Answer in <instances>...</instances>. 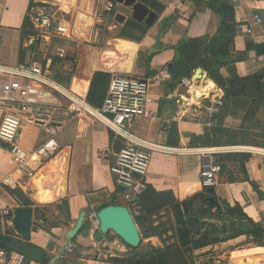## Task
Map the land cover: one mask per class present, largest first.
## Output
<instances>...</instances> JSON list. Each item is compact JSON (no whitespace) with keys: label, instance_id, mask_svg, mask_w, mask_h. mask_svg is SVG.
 <instances>
[{"label":"crops","instance_id":"crops-1","mask_svg":"<svg viewBox=\"0 0 264 264\" xmlns=\"http://www.w3.org/2000/svg\"><path fill=\"white\" fill-rule=\"evenodd\" d=\"M106 1L99 0L100 12L107 11ZM156 1L164 5L165 10L141 38L131 39L118 33H107L102 41L87 36L95 23L101 21L98 13H94L93 0L56 1L67 12L78 6L75 24H72V35L78 32L82 41L75 52V64L65 62L63 66L73 71L70 87L78 94L88 97L95 74L108 73L111 78L103 92L104 102L115 75L149 80L150 97L153 100L150 107L154 116L141 121L140 133L146 139L169 149L167 152L153 153L149 171L141 181L144 186L150 184L159 192H173L180 201L189 199L200 190L201 156L196 148L205 147L202 142L215 137V133L211 131V137L205 138L207 130L222 126L225 132L218 135L222 141L221 146L252 148L247 152L250 154L246 163L249 179L241 172L240 162L234 155L237 152L220 155L221 160L224 159V166L217 185L213 188L216 194L214 198L219 205L223 202L232 206L239 204L257 225L262 226L264 196L254 188L253 183L264 194V105L255 116L245 119L251 101L231 96V77L226 67H202V85L208 88L209 94L218 96L221 102L229 101L230 110L237 114L227 115L220 123L218 118L213 120V116H209L206 110L209 101L201 100V96L195 97L193 86L184 88L179 84L170 92L167 86L172 79L175 48L184 39H202L216 35L223 28V17L196 0ZM64 2L73 8L64 9ZM218 2L221 3V0ZM228 3L235 10V50L245 51L249 42L264 43V0H243L236 4L229 0ZM31 4L32 0H0V64L16 65L33 61L34 56H30V51L23 61L20 59V49L28 48L30 42V38L23 39L22 31ZM122 6L124 8L120 9ZM115 9L116 16L121 14L125 17L124 23L119 22L122 28L127 22L128 12L131 11L133 16V8L118 4ZM256 16H260L262 23L257 22ZM73 25L78 27L76 31ZM223 32H227L226 28ZM235 66L243 76L259 73L264 70V54L251 51L247 60L237 62ZM194 70L190 76L193 85H196ZM103 85L106 84L102 83L101 87ZM173 123L177 125L179 133L177 145L168 142L169 129ZM33 128L37 132L43 131L35 124H26L20 133L19 142L28 151L44 141L32 135L24 137V133ZM234 133L240 136L234 137ZM199 136L202 137L200 142H193ZM57 139L61 146L58 155L46 164L31 161L28 169H17L8 149L0 146V180L10 177L14 181V185L5 186L1 191L0 206L13 210L23 207L21 201H17L11 194V190L31 204L34 214L30 242L45 249L46 259L52 261L57 259V252L65 245L69 239L68 234L85 212H98L105 204L128 206L126 192L117 186L109 170L122 146L120 140L112 138L111 132L103 125L89 119L70 124L57 135ZM30 171L34 173L33 176H28ZM48 191H52L56 198L42 202L40 198ZM194 205L201 210L208 206L202 207L200 199ZM192 207L190 203L188 209ZM187 216L199 218L201 215L189 213L188 210ZM199 220L221 226L216 219L202 217ZM87 221L85 218L81 232L74 238L78 245L77 252L68 258L66 264H89V260L94 257L105 260L113 257L112 254H125L128 251L125 243L112 239L108 234L104 235L102 241H97L95 232L98 227L90 222V228L87 229ZM192 223L194 227L200 225L194 220ZM0 232H13L12 225L0 220ZM141 243L142 246H164L159 237L142 238ZM187 256L191 264H264V245L255 242L251 235H241L188 252ZM27 264L38 263L30 260Z\"/></svg>","mask_w":264,"mask_h":264},{"label":"built area","instance_id":"built-area-1","mask_svg":"<svg viewBox=\"0 0 264 264\" xmlns=\"http://www.w3.org/2000/svg\"><path fill=\"white\" fill-rule=\"evenodd\" d=\"M243 0H233L236 4ZM118 3L107 0L105 9L112 11ZM42 0H32L28 18L38 39L50 42L53 38H71L72 25L59 10ZM256 20L262 23L260 16ZM50 65L30 61L16 65L0 64V141L7 144L17 169H28L31 161L46 164L61 150L57 135L74 122L89 119L103 125L122 146L115 155L109 170L118 187L124 188L129 210L135 219L141 208L136 197L145 188L141 179L148 173L155 152H167L169 148L146 139L140 133L142 120L154 116L150 105L149 80L126 75L113 76L108 94L102 106L92 105L86 96L75 92L70 86L57 81ZM166 73V72H165ZM191 76L180 80L184 88L193 86ZM208 100L206 110L210 117L219 111L218 96H201ZM35 124L48 132V137L35 149L28 151L19 142L24 125ZM201 156V185L214 188L222 172L219 156L235 152H249L246 146H208L196 148ZM28 172V176H33ZM14 185L10 177L0 180V195L5 186ZM14 210L0 206V220L12 225ZM96 210H89L86 219L98 227ZM264 229V222H263ZM74 239H68L57 252V259L43 264H66L77 252ZM111 254V253H110ZM112 256H125L115 254ZM27 258L15 251L0 247V264H27Z\"/></svg>","mask_w":264,"mask_h":264},{"label":"trees","instance_id":"trees-1","mask_svg":"<svg viewBox=\"0 0 264 264\" xmlns=\"http://www.w3.org/2000/svg\"><path fill=\"white\" fill-rule=\"evenodd\" d=\"M206 7L216 11L223 17V30L216 35L209 38L202 39H184L178 47H176V56L173 61L172 79L167 84L169 92L175 89L180 80L185 76H190L193 69L197 67H204L209 69L213 66L228 69L231 77L230 93L233 98H245L251 101V106L245 115V119L255 116L257 111L264 105V70L259 73L243 76L236 68L235 63L247 60L251 51H256L257 54H264V43L249 42L245 51L237 52L235 50L234 38L235 28L237 26L235 21V10L228 1L229 0H211L209 2H202ZM147 6L151 11L155 12L159 17L165 10V6L156 0H137ZM219 4V6L217 5ZM113 9L112 11H114ZM227 32H223L224 30ZM149 29V25L145 22L137 21L130 18L120 29L119 35L129 37L131 39L141 38ZM23 39L28 40L35 35L30 19L27 17L22 31ZM38 42V41H37ZM36 42V43H37ZM128 44V43H127ZM22 47L20 49V59L24 60L26 53L31 49ZM218 55L229 56L234 55L235 59L232 63L223 65L217 60ZM33 61H38V57L34 56ZM64 60L61 58H54L51 65L52 76L59 82L70 86L73 71L65 69L63 66ZM196 66V67H195ZM111 75L104 72H97L94 76L90 92L88 94V101L97 107L103 104V92H105ZM105 83L106 85H102ZM196 98L198 96H195ZM237 115L230 110L229 101H222L219 106L217 114L213 115V120L218 118L225 119L227 115ZM211 131L215 133V137L211 140L206 139L205 145L221 146L222 141L220 136L225 129L222 126H216L207 130L205 138L211 137ZM112 138L114 136L111 134ZM202 139L201 136L193 139V142L198 143ZM179 133L176 124H172L168 133V142L177 145L179 142ZM204 142H202L204 144ZM0 146L8 149V145L0 141ZM120 149V148H119ZM118 149V150H119ZM236 158L241 165V172L248 178L246 163L250 159V154L247 152H237ZM222 164V159L219 156ZM222 164V168H223ZM254 188L260 193L256 183H253ZM206 188L201 185L200 190L185 201H180L175 197L173 192L165 191L159 192L150 184H145V188L136 197L137 203L141 208L140 215L135 217L141 237L143 239L150 237H159L163 243V247H157L148 244L140 250V247L133 248L129 245L127 247L135 253L133 256L127 258L123 257H109L105 260L92 258L89 264H191L187 253L208 247L226 239H233L241 235H251L253 240L260 245H264V229L263 226L258 225L251 219L241 208L239 204L234 206L223 202L218 206H210V198L216 197L214 189ZM11 194L17 201H21L24 207H31L30 203L23 201L16 191L11 190ZM200 199L202 207L207 206L206 209L196 207L194 204ZM192 204V209L189 208V213L199 216V218L207 217L216 219L221 223L217 226L212 222H200L199 227H191L186 221L187 214L184 212L183 205ZM109 204L101 206L98 210ZM115 205V204H113ZM215 208V211H213ZM38 208L35 209L37 212ZM87 229L90 228V222L87 221ZM229 228V229H227ZM230 230V233L228 231ZM172 232V235L170 234ZM50 260L47 258L45 263ZM30 260H27L29 263Z\"/></svg>","mask_w":264,"mask_h":264},{"label":"water","instance_id":"water-1","mask_svg":"<svg viewBox=\"0 0 264 264\" xmlns=\"http://www.w3.org/2000/svg\"><path fill=\"white\" fill-rule=\"evenodd\" d=\"M118 4H125L133 8V18L137 21L145 22L151 26L158 18L157 14L151 11L147 6L136 0H115ZM120 23L125 22V17L121 14L116 16ZM217 60L223 64H230L234 61V56H223L218 55ZM203 72L202 67H197L194 70L199 73L198 79L201 78ZM123 76V75H121ZM123 190L124 188H120ZM213 190V188L211 189ZM210 205L218 206L214 197L210 198ZM185 214L188 213V206L183 205ZM33 209L30 207H17L14 209L12 218V229L13 232L1 233L0 232V247L12 250L24 255L28 260L34 261L38 264H43L47 257L45 249L36 246L30 242L32 233V222H33ZM87 212H85L79 219L76 226L68 234L69 239H74L80 232L83 226V222L86 218ZM99 219V225L95 232V239L102 241L104 235L113 231L118 235L127 245L137 248L141 242L142 237L139 231L135 219L133 218L129 207L126 205H107L100 209L97 213ZM196 224H200V220L195 216H187L186 221L189 226L194 227L192 221ZM258 227H261L258 224ZM56 258L53 260L55 261Z\"/></svg>","mask_w":264,"mask_h":264},{"label":"rangeland","instance_id":"rangeland-1","mask_svg":"<svg viewBox=\"0 0 264 264\" xmlns=\"http://www.w3.org/2000/svg\"><path fill=\"white\" fill-rule=\"evenodd\" d=\"M42 2H45L46 4H49L51 8V10H59L58 15L65 17L66 19L69 20L70 24H75L74 19L77 17V13L76 12L78 10V1H77V5L75 6V8L72 9L71 12H67L65 10H63L61 8V6L56 2V0H42ZM99 0H93L92 4H93V10L95 15L101 17V21L96 22L95 26L92 29V32L90 34H88V38H96V40L98 41H102V39L105 37V35L108 33L111 34H116V33H120V23L116 18V14H117V10L115 9L114 11H103L100 12L98 10V3ZM124 7H120V9H123ZM99 12L101 13V15L99 14ZM131 11L128 12V17L127 20H129L130 18H133L131 16ZM74 26V25H73ZM116 26V27H115ZM75 27V31L76 29H78L77 26ZM120 28V29H119ZM74 32V30H73ZM73 36V35H72ZM38 41V42H37ZM82 39L79 38V33L76 32L74 33L73 39L72 38H53L50 42H46L43 40H40L37 38L36 35L30 37V42H28L29 48L30 46L31 49L30 51V56H37L38 60L41 62H45L46 64L52 65L53 59L54 58H61L64 60L63 65L65 64V62H69L70 64H75V56H76V50L77 47L79 46V44L81 43ZM37 42V43H36ZM30 135L32 136H36V138H40V139H46L48 137V132L43 129V131L41 132H37V129L33 128V129H29L26 133H24V137L28 138L30 137ZM234 137H239L240 135L234 133ZM206 142H204V146L208 147L209 145H205ZM229 229V228H227ZM112 233V234H111ZM230 233V230L228 231L227 234ZM108 235L112 236V239H118L120 240V242L125 243L118 235H116L113 231H110L109 233H107ZM147 245L142 246V243L138 246L140 247V250L142 248H144ZM134 251L128 249V251L125 253V257L129 256H133L134 255ZM116 257V256H114ZM123 257V256H121ZM127 257V258H129Z\"/></svg>","mask_w":264,"mask_h":264},{"label":"bare ground","instance_id":"bare-ground-1","mask_svg":"<svg viewBox=\"0 0 264 264\" xmlns=\"http://www.w3.org/2000/svg\"><path fill=\"white\" fill-rule=\"evenodd\" d=\"M56 1H58V0H56ZM63 8L64 9L66 8V10H70V9L73 8V6L64 2ZM196 74H197V76H196V85H193L194 91L196 92L195 95L198 96V97H200V96H209L210 94L208 92V88L204 87L202 85V76H201L200 79H198V77H199L198 75H200V74L199 73H196ZM202 75H203V72H202ZM210 85H212V83H210ZM55 198H56V196L54 195V193L52 191H48V192H46V195L41 197L40 199H41L42 202H45V201L54 200Z\"/></svg>","mask_w":264,"mask_h":264}]
</instances>
